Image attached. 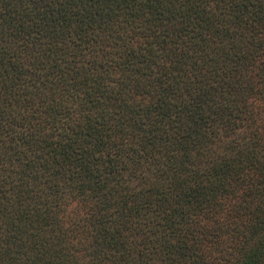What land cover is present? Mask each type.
Segmentation results:
<instances>
[{"label":"trees","instance_id":"1","mask_svg":"<svg viewBox=\"0 0 264 264\" xmlns=\"http://www.w3.org/2000/svg\"><path fill=\"white\" fill-rule=\"evenodd\" d=\"M0 264H264V0H0Z\"/></svg>","mask_w":264,"mask_h":264}]
</instances>
